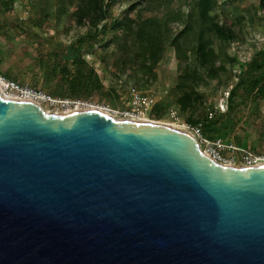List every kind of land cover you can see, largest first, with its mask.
<instances>
[{"label":"water","instance_id":"water-1","mask_svg":"<svg viewBox=\"0 0 264 264\" xmlns=\"http://www.w3.org/2000/svg\"><path fill=\"white\" fill-rule=\"evenodd\" d=\"M0 264H264V165L100 110L0 94Z\"/></svg>","mask_w":264,"mask_h":264},{"label":"rangeland","instance_id":"rangeland-1","mask_svg":"<svg viewBox=\"0 0 264 264\" xmlns=\"http://www.w3.org/2000/svg\"><path fill=\"white\" fill-rule=\"evenodd\" d=\"M101 1L104 19L97 28H89L86 21L76 23L75 1L0 0V74L56 100L40 102L49 112L100 109L117 118L146 119L190 132L188 118L208 116L215 121L214 130L210 137L203 133L196 137L202 150L217 162L243 166L246 156H264V95L255 96V90L253 95L238 91L231 106L227 101L228 93L240 80L237 75H243L239 64L264 51L261 0H216L207 22L230 27L235 37L229 43L213 39L211 47L218 56L215 65L221 71L211 80L205 79L200 68L193 77L195 62L189 47L194 36L188 31L179 37L183 27L169 17L172 21L167 29L178 39L175 45H164L153 67L155 78L144 81L130 79L131 68L120 62L122 57L112 41L114 34H121L116 26L126 18L161 21L169 10L185 15L192 0ZM131 5H135L133 10ZM194 21L193 26L200 22ZM95 32L97 44L89 50L84 47L74 60L70 59L69 46ZM63 68L82 71L89 78H85L89 88L68 89ZM185 72L201 97L194 103L193 112L180 111L173 95Z\"/></svg>","mask_w":264,"mask_h":264},{"label":"trees","instance_id":"trees-1","mask_svg":"<svg viewBox=\"0 0 264 264\" xmlns=\"http://www.w3.org/2000/svg\"><path fill=\"white\" fill-rule=\"evenodd\" d=\"M70 1H75L77 24L86 21L89 28H97L101 24V20L104 19L101 0ZM215 5L216 0H192V7L185 15L169 10L164 14L165 17L161 21L157 19L152 21L124 19L120 25L116 26V30L120 31L121 34H114L112 41L116 47V53L119 54V57H122L120 62L132 70L130 79L144 81L145 78L146 80L155 78L153 67L161 57L162 48L166 43L175 45V40L178 39L167 29L168 23L172 20L183 27L181 34L178 35L179 37L184 36L188 31H191L194 36L193 46L189 47L195 62V66L191 68L193 77L198 75L197 69L200 68L203 69L206 80L213 79L215 73L221 71V67L215 65L218 56L211 47L213 39L215 38L221 43H229L235 37L230 27L207 22L206 17ZM134 6L131 5L130 10H133ZM260 7L264 14V0H261ZM194 20H200V22L193 26ZM96 39L97 33L95 32L88 33L82 39L74 41L67 51V53H71L70 59L74 60L84 50V47L85 50L91 49L97 44ZM244 64H239L241 72H243L242 77L240 74L237 75L240 80L228 93L229 106L232 105L238 91L253 95L255 90V96L261 97L264 95V51H259ZM63 72L67 78L68 89L71 91L75 88L82 90L89 88L90 83L86 80L89 78L78 68L74 71L63 68ZM187 75L185 72L180 76V82L175 85L173 95L175 104L180 111L193 112L196 109L194 103L201 100V97L197 95L195 82L191 84L186 79ZM187 123L192 127L201 125V131L207 137H210V132L215 128V121H210L208 116L195 119L188 118Z\"/></svg>","mask_w":264,"mask_h":264},{"label":"built area","instance_id":"built-area-1","mask_svg":"<svg viewBox=\"0 0 264 264\" xmlns=\"http://www.w3.org/2000/svg\"><path fill=\"white\" fill-rule=\"evenodd\" d=\"M0 84H1L2 89H3V91L5 93L9 92L8 94L17 96V97H19V98H21V99H23L25 101H32L34 103H37V102L40 103L41 101L53 102V103L56 102V100L51 99L50 97L46 96L41 91H39V90H37L35 88H31V87L25 86V85H21V84H19L18 82L14 81V80H10V79L5 78L1 74H0ZM61 102H64V101H61ZM190 129H191L192 132L189 131L190 133L189 132H187V133L193 135L196 138V140L198 141V139L196 137V134L197 135H201L202 134L201 128L199 126H193V127L190 126ZM214 159H212V160H214ZM245 160H246L245 164L243 165L244 167H253V166L264 165V156L263 155L246 156ZM223 165H227V164H223ZM228 166H232V165H228Z\"/></svg>","mask_w":264,"mask_h":264},{"label":"bare ground","instance_id":"bare-ground-1","mask_svg":"<svg viewBox=\"0 0 264 264\" xmlns=\"http://www.w3.org/2000/svg\"><path fill=\"white\" fill-rule=\"evenodd\" d=\"M0 94L4 97V98H6V99H12V100H23V99H21V98H19V97H17V96H14V95H11V94H8V93H5L4 91H3V89H2V86H1V84H0ZM37 104L42 108V106H41V104L40 103H38L37 102ZM43 110H44V108H42ZM90 109V108H89ZM77 110H81V109H76V110H74V111H77ZM100 110V109H99ZM46 113H53V112H49V111H46V110H44ZM73 111V110H72ZM100 111H102V110H100ZM68 112H71V110L70 111H66V112H64V113H68ZM103 112V111H102ZM104 113H106V114H108L107 112H104ZM53 114H59V115H61V114H63V113H58V112H55V113H53ZM108 115H110V114H108ZM112 116V115H111ZM112 117H114V119H121V120H131V121H142V122H150V123H157V122H155V121H149V120H146V119H129V118H126V119H124V118H117V117H115V116H112ZM166 126H169V127H171V128H174V129H178V130H181V131H184V132H189V131H187V130H184V129H180V128H177V127H175V126H171V125H167V124H165ZM190 133V132H189ZM198 145H199V147H200V144H199V142H198ZM200 149H201V151L202 152H204V153H206V151H204V150H202V148L200 147ZM209 157H211L212 158V156H210L208 153H206ZM212 159H214V158H212ZM215 160V159H214ZM215 162L216 163H218L216 160H215ZM219 164V163H218ZM221 164V163H220ZM221 165H223V164H221ZM239 167H244V166H239Z\"/></svg>","mask_w":264,"mask_h":264}]
</instances>
